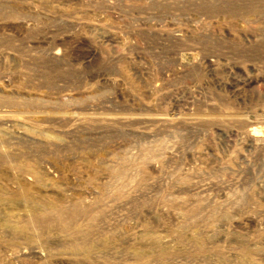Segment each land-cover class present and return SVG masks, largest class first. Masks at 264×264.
<instances>
[{
  "label": "rangeland",
  "instance_id": "rangeland-1",
  "mask_svg": "<svg viewBox=\"0 0 264 264\" xmlns=\"http://www.w3.org/2000/svg\"><path fill=\"white\" fill-rule=\"evenodd\" d=\"M0 264H264V0H0Z\"/></svg>",
  "mask_w": 264,
  "mask_h": 264
}]
</instances>
